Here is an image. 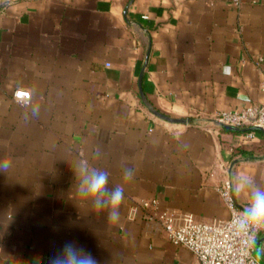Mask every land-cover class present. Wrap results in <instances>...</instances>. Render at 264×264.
<instances>
[{
  "label": "crops",
  "instance_id": "obj_1",
  "mask_svg": "<svg viewBox=\"0 0 264 264\" xmlns=\"http://www.w3.org/2000/svg\"><path fill=\"white\" fill-rule=\"evenodd\" d=\"M263 81L264 0H0V264L69 241L97 264H199L152 215L221 221L226 178L264 183V132L213 118L263 105ZM82 159L123 184L118 222L77 197Z\"/></svg>",
  "mask_w": 264,
  "mask_h": 264
},
{
  "label": "built area",
  "instance_id": "obj_2",
  "mask_svg": "<svg viewBox=\"0 0 264 264\" xmlns=\"http://www.w3.org/2000/svg\"><path fill=\"white\" fill-rule=\"evenodd\" d=\"M261 90L264 92V81ZM13 98L27 102L30 93L25 89H16ZM213 118L224 127L258 128L264 132V104L248 105L234 111H217ZM247 135L251 137L252 133ZM231 185V179L226 178L218 187L219 195L229 211L227 219L211 223L197 222L171 209L156 210L152 217L160 222L169 241L186 247L199 264H261L252 253L259 230L242 235L234 233L232 222L242 210L232 193ZM142 205L158 208L155 199L144 200ZM262 250L264 254V239Z\"/></svg>",
  "mask_w": 264,
  "mask_h": 264
},
{
  "label": "clouds",
  "instance_id": "obj_3",
  "mask_svg": "<svg viewBox=\"0 0 264 264\" xmlns=\"http://www.w3.org/2000/svg\"><path fill=\"white\" fill-rule=\"evenodd\" d=\"M38 106H33L32 114H38ZM96 155H100L96 149ZM11 167L8 159L0 160V173H7ZM76 180V195L78 198L91 203L97 212L107 211V219L110 223H116L120 219V205L124 199L123 184L109 187V173L95 167H90L87 160H80L76 167H72ZM134 170L125 166L123 170L124 182L133 178ZM232 193L235 197L246 198L247 206L232 222L236 235L264 230V183L258 182L255 177L240 172L236 175L232 185ZM35 264H44L43 258L37 256ZM47 264H97L94 257L83 247L75 242H66L54 255L47 260Z\"/></svg>",
  "mask_w": 264,
  "mask_h": 264
},
{
  "label": "water",
  "instance_id": "obj_4",
  "mask_svg": "<svg viewBox=\"0 0 264 264\" xmlns=\"http://www.w3.org/2000/svg\"><path fill=\"white\" fill-rule=\"evenodd\" d=\"M150 109H151V111H152L156 116H159V117H161V118H165L163 115H161V114L158 113L157 111H154L152 108H150ZM227 128H229V129H236L235 127H230V126H227ZM254 129H258V128H254ZM262 240H263V239H258V240L255 242L254 249H258V250H260Z\"/></svg>",
  "mask_w": 264,
  "mask_h": 264
},
{
  "label": "rangeland",
  "instance_id": "obj_5",
  "mask_svg": "<svg viewBox=\"0 0 264 264\" xmlns=\"http://www.w3.org/2000/svg\"><path fill=\"white\" fill-rule=\"evenodd\" d=\"M252 253L261 264H264V258L261 257L258 249H253Z\"/></svg>",
  "mask_w": 264,
  "mask_h": 264
}]
</instances>
